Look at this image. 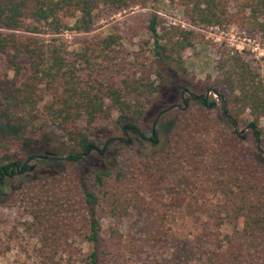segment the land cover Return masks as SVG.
Masks as SVG:
<instances>
[{"label": "trees", "instance_id": "obj_1", "mask_svg": "<svg viewBox=\"0 0 264 264\" xmlns=\"http://www.w3.org/2000/svg\"><path fill=\"white\" fill-rule=\"evenodd\" d=\"M161 4L0 0V62L7 71L0 77V115L23 128L0 142V195L7 198L4 207L22 212L14 233L20 228L39 243L41 263L33 264H128L131 255L145 250L135 235L121 231L123 221L145 212L148 198L171 173L193 169L205 170L201 189L219 198L213 218L220 231L204 249V264H264V75L259 68L242 52H222L219 78L208 85L209 77L198 91H188L184 104L189 107L159 114L155 126L171 124L161 151H132L125 130L127 125L139 140L145 137L141 125L164 71L175 65L188 72L184 54L201 42L200 30L235 24L264 42V0H170L187 27L167 21ZM150 5L156 9L145 17L142 46L148 63L137 69L117 61L124 44L118 32H94L105 10L116 14ZM66 33L92 36L70 51L62 37ZM115 66L120 68L114 73ZM204 89L218 94L222 108L207 101ZM239 124L249 133L239 134ZM50 128L67 154L45 152L58 169L38 176L30 171L29 146L43 141ZM101 136L111 138L99 149L95 140ZM118 139L122 145L111 166H95L106 161ZM223 228L230 232L222 233Z\"/></svg>", "mask_w": 264, "mask_h": 264}, {"label": "rangeland", "instance_id": "obj_2", "mask_svg": "<svg viewBox=\"0 0 264 264\" xmlns=\"http://www.w3.org/2000/svg\"><path fill=\"white\" fill-rule=\"evenodd\" d=\"M163 3L159 12L167 21L188 26L182 21L174 6H169L170 0H163ZM155 9L156 6L150 5L148 8L136 7L132 11L116 14L105 10L101 14L102 21L97 26L98 30L94 33L106 32L113 28L122 36L124 43L121 58L117 61L132 62L136 64L137 69H142L141 64L148 63L147 56L142 52L143 43L147 39L145 17L147 13L154 12ZM200 33L201 42L184 54L188 72L179 71L175 65L169 66L164 71V78L160 82L157 96L147 109L146 117L141 125L146 138H152L153 126L160 119L159 114L163 110L171 107H173L172 110L183 108L191 97L188 91L191 93H194L193 90L198 91V87L207 82L209 77L211 79L208 85L220 77L217 67L222 52L231 49L242 52L248 62L253 67L259 68L264 75V42L259 37L248 33L246 28L232 24L226 29L210 28L200 30ZM90 36L92 34L66 33L62 35L70 51L78 49L82 45V40ZM41 37L48 38L47 36ZM119 68L120 66H115L113 72H118ZM4 73L7 71L4 69V64L0 62L1 78H4ZM8 74L12 76L11 73ZM105 74L109 75V71ZM201 91L204 92L207 101L222 108V101L214 92H205V89ZM192 103L194 104L193 100ZM185 106L189 107L188 104ZM243 118H248V115L245 114ZM261 126L264 128V119ZM156 127L157 136L154 139L157 140L156 143L148 140L143 142L130 132L126 138L131 140L132 151L151 155L164 149L171 132V124ZM21 130H23L21 123L9 121L0 115V142ZM50 130L49 135L43 141L31 142L29 146L34 155L29 162V166L34 167L31 173L38 176L51 174L58 169L50 159L43 157L45 152L56 154L59 157L67 154L65 147L56 140L55 130L51 128ZM236 131L243 136L249 133V129L244 124L236 126ZM110 138L101 136L96 139L97 147L102 149ZM121 145L122 143L116 140L107 153L106 161H97L95 166L98 168L111 166V159L117 154ZM206 176L205 170L194 169L187 174L171 173L160 188L148 198L149 208L143 213L133 212L123 221L121 231L135 235V241L141 243L145 250L138 256L129 255L128 264L205 263L204 249L211 248L214 233L220 231L213 218L214 210L219 206L218 195L215 196L201 189V180ZM12 183L15 184L17 181L13 180ZM9 189L5 191L7 196ZM6 199L4 194L0 195V264L41 263L36 250L39 246L37 239L24 237L20 228L14 233L13 225L23 215L16 207H4ZM111 223L112 220H108V224ZM221 230L222 233L230 232L229 229Z\"/></svg>", "mask_w": 264, "mask_h": 264}, {"label": "flooded vegetation", "instance_id": "obj_3", "mask_svg": "<svg viewBox=\"0 0 264 264\" xmlns=\"http://www.w3.org/2000/svg\"><path fill=\"white\" fill-rule=\"evenodd\" d=\"M125 130H126V136L128 137V135L130 134V130H129V128H125ZM153 132H155V127L153 126V129H152V134H153ZM156 138V135H155V137H152L151 139H148V138H146V137H142L141 136V141H143V142H145V141H150V142H153V143H156L157 142V140H154ZM121 139H118V141H120ZM130 143V142H129ZM106 144V143H105ZM44 157V156H43Z\"/></svg>", "mask_w": 264, "mask_h": 264}, {"label": "water", "instance_id": "obj_4", "mask_svg": "<svg viewBox=\"0 0 264 264\" xmlns=\"http://www.w3.org/2000/svg\"><path fill=\"white\" fill-rule=\"evenodd\" d=\"M215 93V95L216 96H218V94L216 93V92H214ZM170 109H173V107H171ZM154 127H155V125H154ZM126 129L128 128V126L126 125V127H125ZM152 137H155V132H153V134H152ZM108 142H109V140L108 141H106V144L105 145H107L108 144ZM129 142H131V140H129ZM46 154H50V153H46ZM34 169V167H31V169H30V171H32Z\"/></svg>", "mask_w": 264, "mask_h": 264}]
</instances>
